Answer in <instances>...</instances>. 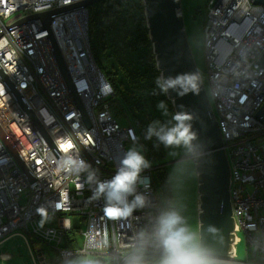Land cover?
I'll return each mask as SVG.
<instances>
[{"label": "built area", "instance_id": "obj_1", "mask_svg": "<svg viewBox=\"0 0 264 264\" xmlns=\"http://www.w3.org/2000/svg\"><path fill=\"white\" fill-rule=\"evenodd\" d=\"M85 1L0 0V246L22 237L32 264H78L83 258L124 264L136 234L163 207L156 167L138 185L146 206L116 217L106 213L103 198H92L94 186L84 175H67L53 163L79 150L106 180L127 145H139L129 115L123 120L112 113L114 90L94 57L90 7L54 16L49 28L42 18L26 20ZM254 1L209 0L204 26L205 74L231 161L237 245L248 244L249 263L264 261V117H256L264 104V4Z\"/></svg>", "mask_w": 264, "mask_h": 264}, {"label": "clouds", "instance_id": "obj_2", "mask_svg": "<svg viewBox=\"0 0 264 264\" xmlns=\"http://www.w3.org/2000/svg\"><path fill=\"white\" fill-rule=\"evenodd\" d=\"M155 84L163 94L174 91L180 97L189 94L199 95L203 74L183 72L176 75H161L157 77ZM157 108L164 117L169 116L168 106L164 101H160ZM195 119V114L185 110L181 105L180 110L173 113L170 119L165 121L157 119L150 123L144 139L149 141L155 139L158 142L156 147L163 145L166 149H183L186 155L198 157L202 144L199 133L194 128ZM53 163L58 171L67 175L75 177L84 175L85 183L94 186L92 198L96 200L103 198L105 211L109 216L128 217L147 204L146 197L137 190L138 185L147 180L142 174L152 168V162L143 152V145L134 143L129 147L120 159L115 174L106 180L99 178L98 170L93 169L81 157L79 150L66 152L59 159H54ZM64 196L66 197V194ZM38 211L46 214L44 209ZM78 264H100V261L83 258ZM124 264H223V262L187 223L180 207L168 201L152 218L149 226L136 234L134 242L124 256Z\"/></svg>", "mask_w": 264, "mask_h": 264}, {"label": "water", "instance_id": "obj_3", "mask_svg": "<svg viewBox=\"0 0 264 264\" xmlns=\"http://www.w3.org/2000/svg\"><path fill=\"white\" fill-rule=\"evenodd\" d=\"M101 1L104 0H88L73 7L34 14L26 20L42 18L44 26L49 28L54 16L68 9L90 7ZM142 2L152 53L160 76L200 72L187 36L182 0H142ZM254 4H264V0H255ZM51 44L61 71L75 95L53 38ZM260 62L264 65V55ZM5 79L7 80L6 77ZM11 89L14 91L12 86ZM166 98L171 102L174 112L180 110V106L183 105L185 110L196 116L193 124L202 144L201 154L198 157L184 156L175 161L190 159L194 162L198 185V235L223 264H233L237 246V223L231 201V161L204 82L199 95L189 94L180 97L172 91L166 94ZM25 109L27 111L26 107ZM256 117L258 119L264 117V104ZM12 152L17 156L14 150ZM169 164L170 162H167L161 166L167 167Z\"/></svg>", "mask_w": 264, "mask_h": 264}, {"label": "trees", "instance_id": "obj_4", "mask_svg": "<svg viewBox=\"0 0 264 264\" xmlns=\"http://www.w3.org/2000/svg\"><path fill=\"white\" fill-rule=\"evenodd\" d=\"M209 0L207 1L208 4ZM206 4V18H207ZM90 34L93 53L98 49L101 60L95 58L114 90L111 110L115 117L129 115L140 139L155 165L154 184L162 206L173 202L171 176L165 164L167 150L155 139H144L147 126L154 120H168L174 112L166 94L160 93L155 81L157 70L152 44L144 16L142 0H104L90 6ZM98 29L97 43L92 41ZM95 57V54H94ZM154 92L156 94H154ZM164 101L169 116L164 117L157 104ZM124 120V119H123Z\"/></svg>", "mask_w": 264, "mask_h": 264}, {"label": "rangeland", "instance_id": "obj_5", "mask_svg": "<svg viewBox=\"0 0 264 264\" xmlns=\"http://www.w3.org/2000/svg\"><path fill=\"white\" fill-rule=\"evenodd\" d=\"M207 1L208 0H182V13L184 16L186 32L191 50L193 52L199 71L203 74V82L207 91V95L216 116V107L212 99L210 87L205 74L206 62L204 56V26L206 24ZM97 33L98 29L96 28L92 35V41L96 43ZM94 54L96 60L97 58L101 60V52L99 49L95 51ZM126 118L127 115L125 113H122L119 119L125 120ZM121 124L123 126L127 125L123 122ZM132 145L133 144H128L126 149H128ZM139 145H141L140 139ZM143 152L145 156L152 162V167H155L153 159H151L148 155V151L143 148ZM184 156L188 155H186L183 149H168L165 162H170V164L167 166V170L171 176V186L174 195L173 202L178 207H180L181 214L186 218L187 223L199 234L198 185L194 162L190 159L175 161L181 159ZM86 228V223H82L81 229L86 230ZM3 254L8 255L9 257L3 258ZM249 260H252V253L248 244L243 241L236 246V256L234 260L235 263L233 264H264L263 260H258L257 263H254L255 260L249 263ZM0 264H32L29 249L22 237L17 236L15 238H12L8 242L0 246Z\"/></svg>", "mask_w": 264, "mask_h": 264}, {"label": "snow or ice", "instance_id": "obj_6", "mask_svg": "<svg viewBox=\"0 0 264 264\" xmlns=\"http://www.w3.org/2000/svg\"><path fill=\"white\" fill-rule=\"evenodd\" d=\"M64 147L67 149V148H71L72 145L70 143H68V144L64 145Z\"/></svg>", "mask_w": 264, "mask_h": 264}, {"label": "flooded vegetation", "instance_id": "obj_7", "mask_svg": "<svg viewBox=\"0 0 264 264\" xmlns=\"http://www.w3.org/2000/svg\"><path fill=\"white\" fill-rule=\"evenodd\" d=\"M244 141H247V140H244Z\"/></svg>", "mask_w": 264, "mask_h": 264}]
</instances>
